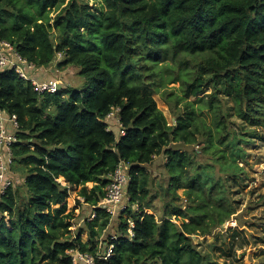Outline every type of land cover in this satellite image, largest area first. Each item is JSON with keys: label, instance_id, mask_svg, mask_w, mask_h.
Segmentation results:
<instances>
[{"label": "trees", "instance_id": "obj_1", "mask_svg": "<svg viewBox=\"0 0 264 264\" xmlns=\"http://www.w3.org/2000/svg\"><path fill=\"white\" fill-rule=\"evenodd\" d=\"M92 1L98 10L85 0H0V38L42 68L35 79L59 73L64 81L76 70L84 81L80 88L60 82L54 93L40 94L14 70L0 71V109L19 123L13 161L26 167L24 197L17 200L12 184L0 198V264H71L66 251L73 248L95 255L94 239L111 217L95 207V217L72 237L68 190L79 187L83 202L96 206L119 162L130 166L126 195L138 209L125 210L133 236L121 218L104 264H222L192 236L208 238L236 213L223 177L241 176L237 160L245 159L241 145L249 140L230 128L223 97L237 119L264 128V0ZM175 82L178 93L162 92L173 103L170 125L145 86ZM112 107L120 108V137L103 122ZM159 155L166 158L165 195L185 189L188 204L184 210L168 204L157 219L144 210L154 197L147 166ZM198 155L210 157L218 172L197 163Z\"/></svg>", "mask_w": 264, "mask_h": 264}, {"label": "rangeland", "instance_id": "obj_2", "mask_svg": "<svg viewBox=\"0 0 264 264\" xmlns=\"http://www.w3.org/2000/svg\"><path fill=\"white\" fill-rule=\"evenodd\" d=\"M68 0H65L67 2ZM88 1L89 6L95 10H98L99 3L92 0ZM54 16V12L50 14ZM61 58V56H58ZM165 63L173 65L170 59H167ZM194 61H190L187 68L193 67ZM56 78L61 80L62 75L57 73ZM66 81V82H64ZM61 80L63 86H77L80 88L83 86V79L78 76L76 70L69 71L65 74V80ZM64 82V83H63ZM60 84V85H61ZM179 82L171 83L166 85V89L162 85L154 86L150 83L146 84L147 90L152 94L157 107L163 112L168 124L172 125L175 122V116L170 109V105L165 97L162 95L164 92L173 90L178 93ZM158 88V89H156ZM165 89V90H164ZM167 90V91H166ZM163 92V93H162ZM210 92V88H206L204 92L199 95ZM225 106L230 111L228 114V122L230 128L237 134L246 136L249 140L248 144H242L246 156L244 160H237V163L243 168V173L237 179H233L232 175L226 174L225 177L228 180L227 185L229 186V198L232 200L233 205L236 207V213L220 228H216L211 236L208 238L192 236V240L197 244L198 249L205 254L209 259L216 260L222 264H264V128L262 126L251 127L244 123L242 120L237 119L231 114L232 103L229 99L223 97ZM189 101L197 100V97H190ZM198 106V105H196ZM180 113L183 109V103H179ZM204 117L207 123L211 121V114L204 109ZM255 132L257 135H254ZM185 149L198 151L201 147L194 146L191 148L184 147ZM165 156L159 155L154 157L153 162L147 166L151 173L152 184L150 187L151 194L154 196L152 202L148 208L144 211L153 213L157 219H160L164 214L165 207L168 204H172L174 207H178L184 210L188 202L185 196V189H178L176 196L172 194L165 195L167 186V174L165 170ZM197 163L207 164L208 172H218L219 166L217 164L211 165L212 160L210 157H202L198 155L196 158ZM23 165L18 162H14L11 165V179L13 181V191L18 201H20L26 194L25 188L22 182V176L24 175L25 169ZM196 169L193 170V173ZM221 177L220 174L216 176ZM92 183L87 184V188L90 189ZM79 187H72L68 190V197L66 199L67 212H74L75 218L70 228L71 236L75 237L78 229L83 228L85 220H92L91 216L94 213L93 206L86 205L82 201V197L79 195ZM123 210L116 213L111 218L110 226L106 231H103L94 242L97 245L101 242L107 241L110 236L119 233V222L121 218H127L132 216L125 210L127 208H133L135 211L138 209L137 205L130 204L125 197L123 199ZM137 212V211H136ZM90 214V215H89ZM121 216V217H120ZM172 220L179 224L180 222L172 217ZM236 229L238 233L235 235L232 231ZM117 236V235H116ZM89 239L87 231L83 229L81 233V241L86 242ZM103 248H98L96 254L101 252ZM100 254V253H99Z\"/></svg>", "mask_w": 264, "mask_h": 264}, {"label": "built area", "instance_id": "obj_3", "mask_svg": "<svg viewBox=\"0 0 264 264\" xmlns=\"http://www.w3.org/2000/svg\"><path fill=\"white\" fill-rule=\"evenodd\" d=\"M58 56H61V54H58ZM7 69L14 70L19 77L29 81L37 93H54L59 88L60 81L58 79H35L33 75L42 68H36L32 63L27 62L8 41L0 38V71ZM119 111V107H112L111 111L103 119V122L107 125V130H113L114 127L117 128L118 137L124 135ZM18 129L19 123L16 114H10L0 109V198L5 194L7 188L13 184L10 168L13 164V147L18 142L16 136ZM129 169V164L124 162L117 164L114 171L108 175V183L104 188L103 198L92 209L101 207L112 218L116 213L126 208L122 203L125 197L129 201L126 195L127 186L130 182ZM94 217L95 212L91 218L93 219ZM127 224V233L129 237H132L134 221L129 218ZM116 240L117 236L112 235L108 244H105L104 249L99 252L100 254L92 255L81 251L79 248L67 250L66 254L69 256L71 264H104L112 257ZM101 243L103 244V242ZM98 247L100 248L101 244Z\"/></svg>", "mask_w": 264, "mask_h": 264}, {"label": "crops", "instance_id": "obj_4", "mask_svg": "<svg viewBox=\"0 0 264 264\" xmlns=\"http://www.w3.org/2000/svg\"><path fill=\"white\" fill-rule=\"evenodd\" d=\"M38 73H39V72H38ZM38 73H37V74H38ZM39 76H40V77H39L40 80H48V79H51L50 77H48L49 75L46 76L45 74H40ZM89 215H90V214H89ZM86 241H87V240H86Z\"/></svg>", "mask_w": 264, "mask_h": 264}]
</instances>
